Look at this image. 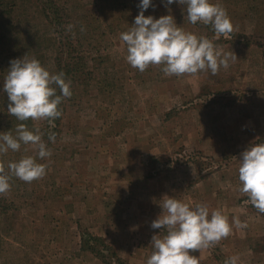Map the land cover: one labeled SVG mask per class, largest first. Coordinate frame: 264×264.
I'll return each instance as SVG.
<instances>
[{
	"label": "rangeland",
	"instance_id": "rangeland-1",
	"mask_svg": "<svg viewBox=\"0 0 264 264\" xmlns=\"http://www.w3.org/2000/svg\"><path fill=\"white\" fill-rule=\"evenodd\" d=\"M211 2L230 18L227 37L189 23L183 5L153 0L144 12L171 14L186 33L211 40L221 57H237L216 75L166 76L163 65L140 72L126 61L120 34L132 27L139 0H0V83L10 61L20 58L37 59L51 74L58 66L64 73L80 69L74 81L85 83L70 87L51 124L17 120L0 91V132L15 136L21 123L39 129L52 153L41 159L29 143L0 154L6 172L9 162L28 156L46 165L42 178L12 177L0 194V264H146L126 258L127 244L114 245L119 234L128 239L132 232L131 181L116 176L128 172L133 195L146 175H184L180 196L191 198L192 207L220 210L231 226L212 246L215 264L232 256L237 264H264V214L238 180L241 153L264 143V0ZM237 219L246 227H237Z\"/></svg>",
	"mask_w": 264,
	"mask_h": 264
},
{
	"label": "clouds",
	"instance_id": "clouds-1",
	"mask_svg": "<svg viewBox=\"0 0 264 264\" xmlns=\"http://www.w3.org/2000/svg\"><path fill=\"white\" fill-rule=\"evenodd\" d=\"M161 3L165 8L173 3L183 5L188 22L211 25L216 38L227 37L233 31L226 10L211 0H161ZM150 6L155 7L153 0H139V13L132 27L120 34V39L127 46L126 61L131 67L144 72L149 65H163L161 70L166 76L199 71H210L216 75L221 67H229L230 58H237L233 53L221 57V52L216 50L211 40L186 33L177 26L171 14L159 18L145 16L144 12ZM72 27L68 25V31ZM64 77V72L51 74L35 58L11 60L8 73L0 83V91L7 95L9 101L7 112L22 122L47 120L51 124L62 115L58 109L62 99L72 96L71 82H66ZM15 132V136L10 132H0V154L9 150L19 151L22 144L31 143L37 146L39 158L51 156L39 129L33 132L21 123ZM49 140L55 141V133L49 135ZM239 160V191L246 194L251 205L264 214V143L248 146ZM7 169L6 172L0 163V194L10 190L12 177L31 183L46 174V165L37 163L31 156L9 162ZM161 201L159 206L163 214L150 226L167 231L162 237L152 236L150 244L153 251L146 264H199L189 250L214 246L232 230L220 210L209 214L207 206L197 204L192 207L168 195H164ZM234 222L237 227H246L238 219ZM237 260V256H232L225 264H237Z\"/></svg>",
	"mask_w": 264,
	"mask_h": 264
},
{
	"label": "crops",
	"instance_id": "crops-1",
	"mask_svg": "<svg viewBox=\"0 0 264 264\" xmlns=\"http://www.w3.org/2000/svg\"><path fill=\"white\" fill-rule=\"evenodd\" d=\"M130 169V168H129ZM122 175H116L120 177L119 179H124L131 181L130 192L131 196L128 198L127 205L129 207V228L132 229L128 239H121L122 234H119L118 241L114 243L115 246L128 245V253L126 258H129L135 263L146 262L148 257L152 254V246L150 244L152 236L158 235L162 237L166 234V229H153L151 228V222L155 220L160 214L162 215V209L159 204L162 202L161 199L164 195L172 196L173 198L179 199L180 201H186L190 206L194 203L191 198H183L180 196V192L186 190L185 185L182 183L184 175L180 173H172L169 175H159L157 177L151 178L150 176H144V182L137 189L136 193L133 195L135 190V184L132 180V174L123 173ZM190 179V175H188ZM133 188V189H132ZM142 191V192H140ZM128 194L127 196H129ZM158 200L159 204L155 205L153 201ZM209 214L214 209H208ZM134 216L136 218H134ZM147 231V232H146ZM144 248L143 257H140V252ZM215 251L212 250V246L208 248H202L201 250H189V254L195 256L199 264H215L216 258L214 256ZM230 256V255H229Z\"/></svg>",
	"mask_w": 264,
	"mask_h": 264
},
{
	"label": "trees",
	"instance_id": "trees-1",
	"mask_svg": "<svg viewBox=\"0 0 264 264\" xmlns=\"http://www.w3.org/2000/svg\"><path fill=\"white\" fill-rule=\"evenodd\" d=\"M1 3H0V9H1ZM59 61V60H58ZM75 65H77V64H75ZM76 67V66H75ZM59 72H62V68L61 67H59L58 66V71H57V73H59ZM80 74H81V72H80V69H76V68H74V69H69L68 71H66L65 72V80H66V82L67 81H70L71 83H70V87H75L74 85H80V84H85V83H79V84H77V82L75 83V78L77 77L78 78V76H80ZM70 76V79H68V77ZM75 80V81H74ZM71 89V88H70ZM57 94L59 95L60 93H59V90L57 91ZM64 100V98L62 99V101ZM92 238V237H91ZM97 241V239L96 238H92V241ZM87 250H89V251H94V248H92V247H88L87 248Z\"/></svg>",
	"mask_w": 264,
	"mask_h": 264
}]
</instances>
